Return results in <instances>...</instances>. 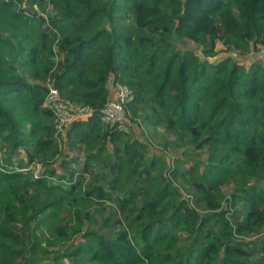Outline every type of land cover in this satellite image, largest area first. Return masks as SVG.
Returning a JSON list of instances; mask_svg holds the SVG:
<instances>
[{
    "label": "trees",
    "instance_id": "trees-1",
    "mask_svg": "<svg viewBox=\"0 0 264 264\" xmlns=\"http://www.w3.org/2000/svg\"><path fill=\"white\" fill-rule=\"evenodd\" d=\"M263 48L264 0H0V264H264Z\"/></svg>",
    "mask_w": 264,
    "mask_h": 264
},
{
    "label": "built area",
    "instance_id": "built-area-1",
    "mask_svg": "<svg viewBox=\"0 0 264 264\" xmlns=\"http://www.w3.org/2000/svg\"><path fill=\"white\" fill-rule=\"evenodd\" d=\"M132 99V91L127 86L119 85L113 98L99 111L100 121L115 124L120 131L127 132L125 107ZM45 106L54 114L56 127L59 130L70 123L73 115L89 116L93 113V109L89 106L75 105L63 99L59 91L53 87L49 89Z\"/></svg>",
    "mask_w": 264,
    "mask_h": 264
},
{
    "label": "rangeland",
    "instance_id": "rangeland-1",
    "mask_svg": "<svg viewBox=\"0 0 264 264\" xmlns=\"http://www.w3.org/2000/svg\"><path fill=\"white\" fill-rule=\"evenodd\" d=\"M217 45H218L217 48H219V49L222 48V46H221L220 44H217ZM263 49H264V48H263ZM156 152H157L158 154L161 153V151L158 150V149H156ZM180 153H181V152H179L178 155H180ZM164 154H165V153H164ZM78 155H79V154H78ZM167 155H168L169 157H171L172 154H167ZM194 157H195V156H194ZM80 158H82V157L80 156ZM82 164H83V160L80 159V160L78 161V163H75V164H74V167H75L76 169H80V170H81V169L83 168V165H82ZM93 166H95V165L93 164ZM62 171H63V170H62Z\"/></svg>",
    "mask_w": 264,
    "mask_h": 264
}]
</instances>
